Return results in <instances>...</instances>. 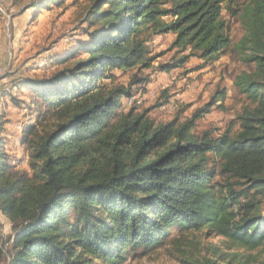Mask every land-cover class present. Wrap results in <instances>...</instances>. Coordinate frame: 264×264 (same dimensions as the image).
<instances>
[{
  "label": "trees",
  "instance_id": "16d2710c",
  "mask_svg": "<svg viewBox=\"0 0 264 264\" xmlns=\"http://www.w3.org/2000/svg\"><path fill=\"white\" fill-rule=\"evenodd\" d=\"M89 2L83 37L58 59L69 65L14 85L44 109L22 131L26 169L0 137V213L12 229L3 241L0 226V264H125L167 239L181 264H264L263 253L245 252L264 244V0ZM223 9L243 28L233 45ZM166 33L177 51L159 71L190 56L216 61L231 46L252 65L233 79L246 102L222 132L195 126L224 88L185 120L157 122L151 108L135 105L123 111L132 86L150 81L141 73L156 58L148 42ZM113 69L135 71L126 85L103 83ZM202 233L228 247L205 243Z\"/></svg>",
  "mask_w": 264,
  "mask_h": 264
},
{
  "label": "rangeland",
  "instance_id": "374dc122",
  "mask_svg": "<svg viewBox=\"0 0 264 264\" xmlns=\"http://www.w3.org/2000/svg\"><path fill=\"white\" fill-rule=\"evenodd\" d=\"M37 1L0 0V137L2 150L15 159L17 169L27 168V153L25 145L21 143L22 131L28 121L44 107L39 98L32 96L30 89L14 88V85L23 83L25 78L48 77L69 65L68 61L60 63L58 59L70 53L75 38L83 37L87 27L86 10L90 3L89 0H57L49 7L38 10L33 7ZM244 1L240 0L242 3ZM222 17L227 23L233 45L241 37L243 28L238 18L231 16L226 9L222 10ZM174 37L173 33H166L153 36L148 42L150 55H156V58L151 68L141 73L148 75L150 81L145 88L138 84L132 86L131 95L123 98V111L135 105L137 109L151 108L149 114L157 122H167L174 117L185 120L209 102L217 88H224L225 98L197 119L195 126L198 132L211 129L215 134L220 133L234 120L246 102L245 96L233 86V79L240 70H250L252 65L238 60L231 46L216 61L206 63L202 58L190 56L182 67L159 71L157 65L169 61L177 51L176 48H169ZM188 52L186 50L183 54ZM134 71L113 69L111 73L114 78L104 79L103 83L126 85ZM11 91L14 93L12 96L8 95ZM162 101L164 104L157 106ZM218 181L222 179L218 178ZM261 211L264 213V197L261 199ZM0 226L5 241L12 234V229L8 219L1 213ZM178 232L176 227L173 228L171 237L178 236ZM200 238L222 249L228 247V242L215 234L206 236L202 233ZM177 251L178 246L167 239L146 254H136L135 257L129 255L125 264H181ZM245 252L260 256L264 254V244Z\"/></svg>",
  "mask_w": 264,
  "mask_h": 264
},
{
  "label": "built area",
  "instance_id": "2783aa9c",
  "mask_svg": "<svg viewBox=\"0 0 264 264\" xmlns=\"http://www.w3.org/2000/svg\"><path fill=\"white\" fill-rule=\"evenodd\" d=\"M133 95H135V94H133ZM133 95H132V96H133ZM132 96H130V100L132 99ZM127 107H129V106H127Z\"/></svg>",
  "mask_w": 264,
  "mask_h": 264
},
{
  "label": "bare ground",
  "instance_id": "6f19581e",
  "mask_svg": "<svg viewBox=\"0 0 264 264\" xmlns=\"http://www.w3.org/2000/svg\"><path fill=\"white\" fill-rule=\"evenodd\" d=\"M127 100H128V99H127ZM137 101H138V100H137ZM137 101H136V102H137ZM133 102H134V100H133ZM134 103H135V102H134ZM123 105H124V104H123ZM130 107H131V106H130Z\"/></svg>",
  "mask_w": 264,
  "mask_h": 264
},
{
  "label": "crops",
  "instance_id": "0c3cea01",
  "mask_svg": "<svg viewBox=\"0 0 264 264\" xmlns=\"http://www.w3.org/2000/svg\"><path fill=\"white\" fill-rule=\"evenodd\" d=\"M0 85H1V83H0Z\"/></svg>",
  "mask_w": 264,
  "mask_h": 264
}]
</instances>
